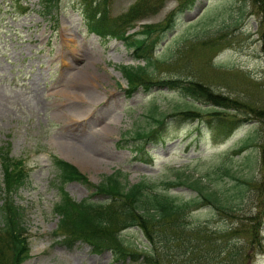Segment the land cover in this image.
Wrapping results in <instances>:
<instances>
[{
    "label": "rangeland",
    "instance_id": "374dc122",
    "mask_svg": "<svg viewBox=\"0 0 264 264\" xmlns=\"http://www.w3.org/2000/svg\"><path fill=\"white\" fill-rule=\"evenodd\" d=\"M78 1L54 0L49 8L48 0H0V148L14 160H24L28 171L27 183L14 195L15 202L24 209L23 228L30 253L21 264H122L109 250L98 253L80 242L72 248L54 243L52 233L59 216L53 209L61 191L51 156L65 159L61 150L86 165L78 168L92 183L115 170L121 171L128 184L145 179L154 182L160 191L165 189L163 180L178 174L188 175L186 182L195 175L207 177L211 188L233 198L238 210L228 215L204 206L187 212L185 222L199 227V236H203L200 245L206 243L209 234L213 240L217 235L222 240L229 225H246L251 217L263 222L259 237L264 244L260 148L252 145L248 150L236 151L249 133L264 131V119L242 124L225 139L213 138L205 129L199 138L192 139L195 124L171 123L167 129L170 140L145 148L153 157L144 151L136 155L132 146L135 142L119 143L120 138L133 137L139 128L149 129L147 114L153 105L159 107V112L186 106L206 110L210 105L167 88L147 92L139 88L129 96L121 66L138 64L132 50L121 40L101 39L87 31ZM134 1L111 0V15L123 14ZM178 2L164 0L155 13L137 22L134 30L145 23L161 22ZM260 22L264 24V14L251 11L250 3L246 6L243 0H197L193 8L179 16L176 28L155 50L160 61L182 50L185 54L173 63L151 69L152 74L167 78L179 73L264 109ZM200 38L211 39L212 43L204 47L195 44ZM73 48L77 54L71 51ZM86 93H94L97 98L89 101ZM68 94L72 96L68 98ZM73 106L82 107L80 115L68 120L64 115L70 114ZM217 166L229 167L239 179L254 178L261 186L260 193L247 184L239 195L235 180L216 170ZM63 188L77 201L90 197V191L79 182H67ZM170 191L181 200L194 195L187 186ZM120 236L138 251H145L149 242L136 227L123 230ZM245 240L242 237L236 244L240 246ZM170 249L174 253L177 247ZM246 256L244 264H264V252L253 244H248ZM218 257V264L222 260L227 263V254Z\"/></svg>",
    "mask_w": 264,
    "mask_h": 264
},
{
    "label": "trees",
    "instance_id": "16d2710c",
    "mask_svg": "<svg viewBox=\"0 0 264 264\" xmlns=\"http://www.w3.org/2000/svg\"><path fill=\"white\" fill-rule=\"evenodd\" d=\"M46 1V0H45ZM111 0H79L78 9L87 30L100 38H115L124 42L132 50L136 66H121V72L127 80L128 90L132 95L138 88L146 92L153 88L174 89L189 99H196L210 107L200 110L193 107H183L171 112H159V107L153 105L147 114L151 127L147 130L136 129L133 137L120 138V142L132 145L139 155L149 145L154 146L170 140L167 129L169 124H195V134L199 138L203 130L211 131L213 138L222 139L230 136L239 126L247 122H260L264 119V109L251 102L217 92L212 87L196 79L182 74H174L167 78H156L151 69H156L163 63H173L183 56L186 50L177 53L175 57L160 61L155 55L156 48L172 32L179 16L193 8L197 0H179L161 22L142 24L140 29H134L137 22L146 19L157 11L164 0H135L123 14L113 16L110 11ZM250 3L251 11L264 14V0H243ZM49 8L54 0H48ZM209 11V7L207 6ZM205 8V9H206ZM256 8L255 10H253ZM204 15L203 13L201 16ZM260 22L263 39L261 52L264 53V28ZM212 43L211 39L200 38L195 44L202 47ZM171 60V61H169ZM252 145H258L261 152L260 166L264 173V131L255 129L236 150L238 153L248 150ZM147 155L150 149H146ZM139 159V156H136ZM152 157V156H150ZM52 164L55 169V179L62 194L63 185L70 181H79L96 195L97 200L84 198L80 202L62 196L60 203L54 204V212L59 216L57 228L53 231L54 241H62L72 247L80 241L88 244L93 251L110 250L114 260L123 264L126 261L139 264H218V255L227 254V263L244 264L246 248L253 244L264 252V244L259 237L260 226L263 223L257 217H251L246 225L231 228L223 232L221 238L213 240L211 234L206 236L200 245L199 227L190 226L185 222L187 212L204 206L212 207L217 212L232 215L238 208L233 198L219 193L211 188L207 177L197 175L187 182L188 175H180L173 179H165L162 183L165 189L160 191L154 182L142 179L128 184L122 178L119 170L105 176L97 184L91 183L72 164L53 156ZM0 169L2 187L0 188V264H21L29 257L28 238L23 228V207L14 200L17 191L27 183L28 171L23 160H14L9 153L0 148ZM216 170L235 180L238 194L244 192L243 187L249 184L252 189H260L254 178L239 179L232 175L229 167L217 166ZM246 183V184H245ZM264 186V180L262 181ZM256 185V187H255ZM188 187L194 195L189 199H178L171 188ZM262 193L264 187H262ZM65 194V193H64ZM232 205V206H231ZM233 218L231 217L232 221ZM130 227H137L146 238V250L138 251L121 238L120 233ZM60 231V232H59ZM241 237V238H239ZM244 237L246 240L238 246L236 242ZM239 238V239H238ZM171 247H177L171 253ZM136 248V249H135Z\"/></svg>",
    "mask_w": 264,
    "mask_h": 264
},
{
    "label": "bare ground",
    "instance_id": "6f19581e",
    "mask_svg": "<svg viewBox=\"0 0 264 264\" xmlns=\"http://www.w3.org/2000/svg\"><path fill=\"white\" fill-rule=\"evenodd\" d=\"M74 54H77V49L76 48H73L72 50H71ZM75 58H77L78 59V57H75ZM79 61H80V59H79ZM72 96V94H68L67 95V97L68 98H70ZM81 94L79 93V97L81 98ZM86 96H87V98L89 99V101H92V100H94L95 98H97V95L96 94H94V93H86ZM82 99V98H81ZM86 103V102H85ZM82 109V107L81 108H76V106L74 107H71L70 109H69V111L71 112L70 114H68V115H64L68 120H76L77 118H78V116L80 115V110ZM62 152H63V154L61 155L62 157H64L65 159H67V160H69V161H71V162H73L74 164H76L79 168H84V167H86V165L83 163V162H81V161H79V160H77V159H75V158H73V157H71L70 156V154L69 153H67L65 150H61Z\"/></svg>",
    "mask_w": 264,
    "mask_h": 264
}]
</instances>
